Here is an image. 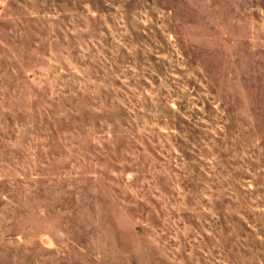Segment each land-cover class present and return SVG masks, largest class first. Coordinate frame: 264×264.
<instances>
[{
    "label": "rangeland",
    "instance_id": "obj_1",
    "mask_svg": "<svg viewBox=\"0 0 264 264\" xmlns=\"http://www.w3.org/2000/svg\"><path fill=\"white\" fill-rule=\"evenodd\" d=\"M0 264H264V0H0Z\"/></svg>",
    "mask_w": 264,
    "mask_h": 264
}]
</instances>
